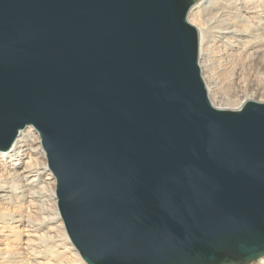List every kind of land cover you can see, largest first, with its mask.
<instances>
[{
	"label": "water",
	"instance_id": "95a60500",
	"mask_svg": "<svg viewBox=\"0 0 264 264\" xmlns=\"http://www.w3.org/2000/svg\"><path fill=\"white\" fill-rule=\"evenodd\" d=\"M196 0H0V151L31 127L86 264L264 257V102L211 105Z\"/></svg>",
	"mask_w": 264,
	"mask_h": 264
},
{
	"label": "bare ground",
	"instance_id": "6f19581e",
	"mask_svg": "<svg viewBox=\"0 0 264 264\" xmlns=\"http://www.w3.org/2000/svg\"><path fill=\"white\" fill-rule=\"evenodd\" d=\"M210 1L212 2V0H201V2H197L192 6L187 14V22L195 28L197 33V62L211 105L218 109L236 110L247 101L264 102V89H256L254 91L244 90L242 96L237 98L238 100L236 101L222 100L218 93L221 85L216 81L210 64L212 59L210 54H213L211 53V48H214L212 42L215 38L219 40V45L215 46V50L218 51L224 48L222 52L226 51L224 55L226 58H229L226 59L228 60L227 63H239L245 56L249 57L253 54L255 55L257 52L264 51V17L259 16V14H264V0H247L254 4L253 7L248 9H255L256 24L258 23L261 29L255 35V39L259 44L248 48H243L241 44L236 45L240 47L241 51L239 49L233 51L225 45H232L236 41H241L242 44L245 42L242 40L244 30L238 29V25L233 21L234 16L232 13L231 15L227 12L226 15L218 19L214 18L215 15L211 17L210 13L209 16L214 20L213 23L210 22L211 18L208 17L209 20H206V17L205 19L203 18L202 12H204L206 6L208 7ZM218 1L220 2V0ZM229 5H231V2ZM212 25L214 26L212 27ZM247 26L250 25L247 23ZM230 71L226 69L223 77L227 79L231 75ZM242 74L241 72H235L237 85L241 83ZM39 139L37 133L28 127L18 133L7 150L0 151V205L7 204L8 206L15 207V211L11 210L0 213V233L2 234L3 230L9 229L13 236L11 238H14L11 241L13 248L17 249L16 244L23 242V239H25L26 243L25 251L18 248L19 250L14 253L15 257H11L12 255L8 257V253H5L4 260L6 264H86L76 248L69 242L63 228L59 211L56 208L55 178L50 173L51 171L47 170L45 153L41 148ZM31 172L33 173L32 177ZM9 182L11 185L6 188L2 186L5 183L9 184ZM32 209H35V213ZM28 229L29 233L27 234V238H25L24 234L28 232ZM30 233L31 236H29ZM37 243L40 244L37 247L34 246ZM39 248H43V250L37 251ZM22 255H32L33 259L31 257L24 259ZM41 255L45 258V263L37 261V257Z\"/></svg>",
	"mask_w": 264,
	"mask_h": 264
},
{
	"label": "rangeland",
	"instance_id": "374dc122",
	"mask_svg": "<svg viewBox=\"0 0 264 264\" xmlns=\"http://www.w3.org/2000/svg\"><path fill=\"white\" fill-rule=\"evenodd\" d=\"M196 1L197 2H201V0H196ZM230 2H231V5H229ZM253 6H254V4L251 1H247V0H220V2L218 0H212V2L210 1V3H208V7L206 6L204 8V12H202V15H203L204 19L206 17V20L207 19L209 20V18H211L214 15H215L214 18L218 19V18L226 15L227 12H228V14H231V13L233 14V16H234L233 21H235V23L238 25V27H239L238 29L241 30V31L244 30V34H242L243 35V39L242 40L245 41V42H243V44H242L241 41H236L232 45L225 44L228 49H231V50L235 51L236 49L240 48V47L236 46L238 44H241L243 48H245V47L248 48V47H251L252 45L256 46V45L259 44L256 41V39H255V35L258 32H260L261 26H258V23L256 24L257 17L255 16V14H256L255 9H252V10L248 9L250 7H253ZM224 8H226L225 10H227V11H225ZM209 14H210L211 17L209 16ZM263 15L264 14H261V15L259 14V16H261V17H264ZM210 20H211L210 21L211 23L214 22V20H212V18ZM247 23L250 26H247ZM213 26L214 25H212V27ZM218 41L219 40L217 38H215L213 40V42H212V46L214 44V46H213L214 48H211V50H212L211 53H213V54H210L212 56L210 64L212 66V70H213V73H214L213 75L215 76L216 81L221 85V88L218 90L219 97L222 98V100L225 99L224 101H226V100L236 101V100H238L237 98L242 96V92L244 90H247V91H249V90L250 91H254L256 89L263 90L264 89V55H263L264 51L259 52V53L257 52V53H255V55L253 54V55H251L249 57H246V56L243 57V59L240 60V62H239L240 64L239 63H227L228 60H226V59H229V58H226L225 55H224V53L226 51L222 52V50L224 48L223 49L221 48L218 51L215 50V46L219 45ZM239 51H241V50L239 49ZM228 52H230V51H228ZM256 54H258V55H256ZM224 60H226V61H224ZM245 60H246V62H245ZM233 62H235V61H233ZM226 69L231 70L230 71L231 75L228 76L227 79L225 77H223V74L226 72ZM235 72L236 73H240V72L243 73L242 74V79H241L242 81L239 79L242 84L239 82L240 84L238 83L239 85H237V80L235 79V77H236ZM234 81H236V82L234 83ZM32 130L35 132V130L33 128H32ZM37 136H38V134H37ZM38 138H39V136H38ZM45 164H46V167H47L46 157H45ZM47 170L50 172L48 167H47ZM32 175H33V173L31 174V177H32ZM9 185H11L10 182H9V184L5 183L2 186L6 188ZM55 187H56V185H55ZM14 208H15L14 206L11 207L10 205L8 206L7 204H1L0 205V213H4L5 211H11V210L15 211ZM56 208H57V200H56ZM32 210H34L33 212L35 213V209H32ZM61 221H62V219H61ZM62 223H63V221H62ZM37 225H38V223H37ZM0 226H1V223H0ZM63 228H64V225H63ZM28 233H29V229H28V232H26L24 234L25 238H27V234ZM6 234H7V236H6ZM29 236H31V233H30ZM11 237H13V236H12L11 232L9 231V229L3 230L2 234L0 233V264H6V261L4 260L5 253H8V255L6 254L8 257H10L11 255H12L11 257H15L14 253H16L19 249L25 251L24 250L25 247H26L25 246L26 245L25 239L22 240L23 242H20L19 244H16V246H17V249H16V248H13V243L11 241H13L14 238H11ZM39 244L40 243H37V245H34V246L37 247ZM39 250H43V248H41V249L39 248L37 251H39ZM26 257L27 258H29V257L32 258L33 256L32 255L31 256L30 255H28V256L27 255H22V258L27 259ZM37 261L45 263V258L43 257V255H41V256L37 257ZM251 264H264V257L261 258L260 260L256 261V262L251 263Z\"/></svg>",
	"mask_w": 264,
	"mask_h": 264
}]
</instances>
